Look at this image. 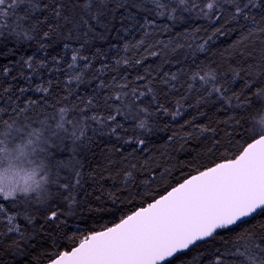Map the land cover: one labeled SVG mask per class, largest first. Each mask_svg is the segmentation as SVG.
<instances>
[{"label":"snow or ice","instance_id":"snow-or-ice-1","mask_svg":"<svg viewBox=\"0 0 264 264\" xmlns=\"http://www.w3.org/2000/svg\"><path fill=\"white\" fill-rule=\"evenodd\" d=\"M107 6V0H0V40L10 37L14 41L7 62L0 63V101L7 103V108L0 106V246L11 249L13 255L28 256L30 249L46 240L45 264H264V221L253 224L264 218V79H259L264 76V58L247 68H231V79L210 65H197L187 73L188 94L196 92L201 97L198 103L214 99L222 111L242 107L247 113V127L244 141L234 153L225 152L210 163L194 166L162 190L160 184L171 169H152L150 153L142 162H132L149 150L143 132L128 135L125 122L135 121V129L151 131L153 116H170L173 121L183 116L186 109L182 101L188 97L177 99L174 110L160 103L148 80L150 72L138 73L135 81L127 76H114L111 83L100 80L97 88L104 93L102 103L99 92L78 96L80 117L67 107L43 119L28 115L40 101L26 94H49L51 80L48 86L41 82L32 87L33 77L48 69L49 63L38 59L35 52L15 57L33 43L35 51L47 54L50 43L63 35L68 25H72L69 32L80 28L94 31ZM118 7L123 9L120 20L125 33L138 28L148 37L156 29L158 18L174 21L187 13L215 25L205 37H193L199 41V51L232 32H239L236 44L264 45V0H124ZM77 10L78 19L70 15ZM145 10L148 15L141 23L137 16ZM145 45L142 38L131 47L158 55ZM124 47L127 51L129 44ZM4 51L0 49V57ZM69 52L70 60L63 67ZM81 61L85 62L83 68L79 67ZM52 63L56 71L66 74V84L82 82L84 69L92 66L88 56L67 43L63 54L52 57ZM133 63L141 64L142 58L116 61L117 67H131ZM106 70L109 66L103 64L97 71L103 75ZM18 78L27 86L14 85ZM177 79L176 74L165 73L161 83L175 90L172 81ZM239 80L243 84L237 93L232 85ZM140 81L147 83L140 85ZM254 85L252 95L260 102L256 105L248 93ZM149 95L151 101L146 104ZM101 107L104 111L99 110ZM190 123L185 121V126ZM223 123L238 121L229 116ZM196 128L200 134L210 132L214 136L216 132L206 126ZM89 130L92 135H88ZM192 135L180 136L181 146ZM96 136H107L113 142L112 150L121 156L125 167L116 173L119 187L114 184L107 193L101 187L100 195L95 196L99 203L93 209L88 207L91 194L84 188L82 162L75 153L78 148L90 147ZM168 139L175 142L176 134ZM69 146L73 155L68 160L55 159L57 150L65 151ZM219 151V142L209 148L210 155ZM89 175L97 180L95 174ZM105 178L113 179L111 173L107 177L100 173L98 180ZM81 206L101 214L85 217ZM105 212L111 218L102 214ZM37 219L42 223L37 225ZM105 219L109 223H101ZM77 221H94L99 227L82 231ZM250 224L251 228L245 227ZM241 228L244 231L223 248L215 246L218 236ZM61 240L69 243L62 245Z\"/></svg>","mask_w":264,"mask_h":264},{"label":"trees","instance_id":"trees-1","mask_svg":"<svg viewBox=\"0 0 264 264\" xmlns=\"http://www.w3.org/2000/svg\"><path fill=\"white\" fill-rule=\"evenodd\" d=\"M40 2L43 3L46 0H40ZM123 2L124 0H107L106 15L101 17L100 24H94V31L87 32L85 28H80L69 32L68 29H71L72 25H68L63 30V35H57L50 43L47 54L35 51L36 46L33 43L32 48L18 53L15 58L18 59L20 54L35 52L38 59L43 58L49 63V68L40 70L39 76L33 77L32 81V87H35L36 84L41 82L48 86L47 82L51 80L49 94L46 97L43 94L31 91L26 94L40 101V105L28 113L34 120L37 118L43 119L46 115L50 116L61 107L71 109L76 117H80L82 114L79 107H77V97L92 96L99 92L102 103L104 93L100 92L97 84L100 80L111 83L114 76L117 78L127 76L129 81H135L138 73L147 75L150 72L151 75L148 76V80H151L150 86L155 90L159 102L172 110L175 109L177 99H180L182 95L187 96L188 98L182 101L186 111L183 116L175 121L170 116H153L149 121L152 126L151 131L135 129V121L125 122L126 127L129 128L128 135L131 136L134 133L143 132L146 147L149 150L148 153L141 154L136 161L132 162H142L143 157L148 156L150 153L149 160L152 169H156L157 172H163L165 167L171 169L167 180L160 184V189L162 190L168 182L175 183L177 180L182 179L184 175L193 170L194 166L210 163L211 160L218 158L225 152L228 155L234 153L237 146L243 143V134L247 127V113L242 107L235 108L232 111H222L218 110L220 104L214 99L210 102L198 103L201 97L196 92L191 94L186 92L187 73L197 65H210L212 68L218 69L222 74L226 73L231 79V68H239L241 66L247 68L249 64L259 63L264 58V45L259 42L248 45L236 44L239 32H232L210 42L205 51H199L197 50L199 41L193 39V37H205L215 25L203 18L190 17L187 13L183 14V18L174 21H170L166 17L158 18L156 29L148 37H144L143 32L138 28L125 33L122 30L120 20L123 9L118 7ZM147 7L150 8L151 5L149 4ZM78 11L76 14L70 13V15H76L78 19ZM145 15H148L146 10L141 12L137 19L142 23ZM178 15L180 14L178 13ZM124 23L130 29L132 28L128 21H124ZM142 38L145 39V46L149 47L150 51L158 52L157 56L153 57L146 54L143 48L136 49L131 47L134 41ZM13 43L14 41L10 37L0 40V49L5 50L4 56L0 57V63L7 62L8 51L12 48ZM65 43L69 44L71 48L79 49L83 55L88 56L91 60L92 66L84 69L83 79L79 84L75 82L66 84V74L63 71H56L55 65L52 63L53 56L57 55V53L63 54V45ZM125 44H129L127 51L124 47ZM70 55L71 53L69 52V55L64 57L65 63L63 67L67 66L66 62L70 60ZM124 58L133 61L142 58V63L139 65L133 63L131 67H125L121 64L117 67L116 61ZM84 63V61H81L79 67L83 68ZM103 64H107L109 70L100 75L97 70ZM165 73L177 75L178 79L172 81L176 86L175 90H170L167 85L161 83ZM15 74L16 71L14 70L13 75ZM153 76H155L154 80L152 79ZM259 79H264V76L259 77ZM12 83L16 86H27L22 78H18ZM145 83L147 81L139 82L140 85ZM242 84L243 81L239 80L232 85V89L239 93ZM143 90L146 91V89ZM254 90L255 85L252 89H248V93L252 104L256 105L260 102L252 95ZM104 91L108 92L111 90L105 89ZM150 101V95L145 97L146 104ZM0 106L7 108V103L0 101ZM99 110L104 111L102 107ZM90 114V112L87 113V115ZM229 116L235 117L238 123L225 125L223 121L227 120ZM4 118L7 119L8 117L4 116ZM185 121H191V123L185 126ZM197 125L216 129L215 135L213 136L210 132L200 134L198 128H196ZM174 133L176 134L175 142H170L168 138L173 136ZM185 133H193V135L181 146L179 137L185 135ZM88 135H92L90 130ZM216 142H219L220 151L210 155L209 148ZM112 143L107 136H96L90 147L78 148L75 153L76 158L82 162V171L85 179L84 188L91 194L88 197V207L93 209L99 203L95 200V196L100 195L101 187L105 193L111 190L114 184L119 187L120 179L116 173L125 167V162L121 156L112 150ZM72 155L73 153L69 146L68 150L65 151L57 150L55 159L66 161ZM89 173L95 174L97 180L94 181ZM100 173H103L105 177L111 173L113 179L98 180ZM88 207L81 206V213L85 217L101 214L95 211L89 212ZM112 211L115 212V209H112ZM102 214L111 218L108 212ZM261 221H264V218L253 221V224H258ZM21 223L23 224V221ZM36 223L39 225L42 223V219H37ZM76 223L80 222L77 221ZM101 223L107 224L109 219H105ZM87 227H99V225L95 224L94 221H87L86 224L80 223L82 231L86 230ZM245 227L251 228L252 225H246ZM243 231L244 228H241L236 232L218 236L214 244L216 247L223 248L230 240L235 239L236 235ZM7 243H10V241H5V244ZM32 243L36 242L33 241ZM60 243L67 245L69 242L61 240ZM47 247L48 242L45 240L37 244L35 248L30 249V255L17 256L12 254L11 249L0 246V264H45L43 252Z\"/></svg>","mask_w":264,"mask_h":264}]
</instances>
